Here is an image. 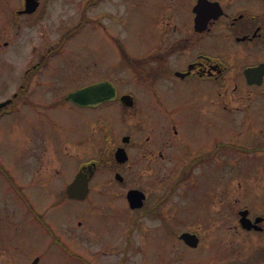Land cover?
<instances>
[{"label":"flooded vegetation","instance_id":"1","mask_svg":"<svg viewBox=\"0 0 264 264\" xmlns=\"http://www.w3.org/2000/svg\"><path fill=\"white\" fill-rule=\"evenodd\" d=\"M28 1L36 5L33 10ZM50 3L0 0V57H7L8 49L23 47L31 60L19 75L18 103L37 106L33 92L42 97L54 92L34 84L43 68H54L58 55L56 44L42 38L41 14ZM165 19L143 55H134L125 44L115 42L121 67L131 75L125 74L121 83L131 90L108 78L117 92L111 101L121 106L120 125L110 131L114 136L105 134V143L101 140L102 145L96 146L93 123L87 139L67 142V155L76 162L79 159L77 167L55 201L42 211L19 185L16 206L21 211L16 213L4 204L0 264H12V255L17 257L18 249L32 246L38 232H45L67 253L68 264H132L136 255L137 264H264V0H193L184 19L178 23L171 16ZM127 79H133V86ZM132 89L143 95L149 92L151 117L139 116ZM126 93L131 98L122 100ZM56 105L53 100L45 104L49 109ZM118 146L126 150L124 161L115 158ZM43 150L42 171L54 161L50 149L43 146ZM89 164L92 175L85 197H68L67 185ZM52 168L57 176V165ZM103 171L106 176L99 177ZM83 174L88 178L90 169L83 168ZM0 175L13 183L1 161ZM213 178L215 186L210 185ZM193 187L214 190L215 218L207 228L181 223L182 206ZM134 189L144 194L137 206L127 197ZM67 201L73 204L66 208L65 217L47 218L49 210ZM122 215H127L126 220H121ZM171 221L181 223L174 236L185 247H198L211 231L227 232L224 242L229 247L201 263H187L180 250L146 263L140 254L142 243L154 233L152 241L168 234ZM183 233L190 234L195 244L181 237ZM38 246L39 242L34 248ZM39 261L35 253L28 260L19 257L16 264Z\"/></svg>","mask_w":264,"mask_h":264},{"label":"rangeland","instance_id":"2","mask_svg":"<svg viewBox=\"0 0 264 264\" xmlns=\"http://www.w3.org/2000/svg\"><path fill=\"white\" fill-rule=\"evenodd\" d=\"M52 2L48 4V10L41 14L43 39L51 42L58 40L66 29L80 19L83 10H86L87 15L97 17L102 24L104 22V28L98 21L86 23L80 31L73 34L66 48L55 57L54 68L46 67L37 75L35 86L53 89L50 96H37L33 92L32 100L37 106L13 101V109L1 115L0 161L13 177V183L0 175V213L6 202L9 208H15L16 213L21 211L16 206L20 195L16 188L18 185L22 187L24 195L40 207V211L52 204L58 197L59 190L64 189L65 182L71 179L79 161L77 159L76 162L75 158L67 155V142H74L81 137L87 139L93 133V123H96V132L92 142H98L96 146L102 145L101 140L105 143V134L114 136L110 131L111 127L116 130L120 125L119 103L109 101L94 108L78 107L70 101L62 100L69 90L100 78H113L120 81L118 85L121 88L131 90L121 83L125 81V74L129 78L131 75L121 67L123 64L119 51L111 35L119 38L130 53L143 55L154 43L152 38L157 36V29L166 20L165 17L171 16V21L178 23L190 13L193 0H102L94 4L89 3V0ZM22 53L23 47L12 48L7 50V57H0V100L11 96L15 91L19 85L20 72L31 61L28 52L24 53V60ZM119 73L122 75H117ZM126 83L133 86V79H127ZM132 91L141 110L139 116L142 114L145 119L146 114L151 115L149 92L143 95L136 89ZM51 100L55 103L58 101V104L49 109L45 104ZM152 110L158 111L156 108ZM153 124H156L155 120ZM43 146L50 149L49 156L54 161L51 168L42 171L39 156L44 151ZM55 164L60 171L57 176L52 168ZM106 173L107 171H103L99 177H105ZM142 178L144 180L143 176ZM215 182L216 179L213 178L210 185L215 186ZM190 193L182 206L185 214L181 223L209 227L210 221L215 218L212 209V205L217 203L214 190L193 187ZM71 204L73 202L67 201L62 207L49 210L47 218L65 217L66 208ZM120 218L126 220L127 215ZM180 224L171 221L168 234L152 241L156 238L154 233L150 240L142 243L140 254L146 263L156 261L157 256H172L179 250L187 263H201L207 257L211 259L215 255L224 254L229 247L224 242L228 234L225 231H211L208 237L203 233L206 237L201 241L202 244L196 248L185 247L174 236ZM122 229L124 230V226ZM37 242L39 246L35 249ZM31 244L32 246L18 249L17 257L12 255L11 263L16 264L19 257L28 260L36 253L40 255L38 264H68L67 253L52 243L45 232L36 233ZM131 261L132 264H137L138 255Z\"/></svg>","mask_w":264,"mask_h":264},{"label":"water","instance_id":"3","mask_svg":"<svg viewBox=\"0 0 264 264\" xmlns=\"http://www.w3.org/2000/svg\"><path fill=\"white\" fill-rule=\"evenodd\" d=\"M116 90L114 85L107 80L98 81L87 86L75 89L71 91L67 95V99H71L74 102L80 105H97L102 101L110 100L115 98ZM126 98H130L129 95H123L122 99L125 100ZM117 158L125 159V152L123 149L119 148L116 151ZM87 181L85 178L80 174V172L75 176L74 180L68 185L67 192L71 197H83L84 192L87 190ZM131 200H136L140 198V194L138 191L133 190L128 194ZM187 242L191 244H195V241L192 240V236L188 233L181 234ZM31 264H34L32 262Z\"/></svg>","mask_w":264,"mask_h":264}]
</instances>
